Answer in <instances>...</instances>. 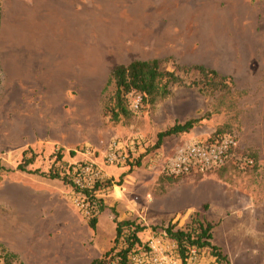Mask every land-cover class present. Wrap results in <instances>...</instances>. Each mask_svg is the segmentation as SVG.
Returning a JSON list of instances; mask_svg holds the SVG:
<instances>
[{"label":"rangeland","instance_id":"1","mask_svg":"<svg viewBox=\"0 0 264 264\" xmlns=\"http://www.w3.org/2000/svg\"><path fill=\"white\" fill-rule=\"evenodd\" d=\"M55 1L0 0V264L7 250L24 264H91L113 245L116 214L147 225L144 242L197 214L214 224L211 242L228 264H264V0H67V9ZM155 58L169 70L203 64L234 85L202 91L197 72L180 70L183 83L170 96L136 109L130 93L129 114L114 121L112 69ZM207 113L191 132L153 148L160 131ZM219 130L238 142L227 165L166 176L179 146ZM137 139L140 164L106 162L111 142ZM25 150L37 154L29 169L49 171L60 152L71 165L94 162L113 180L100 193L107 207L95 230L71 186L18 168ZM204 178L231 188L238 207H202L188 217L151 208L167 189Z\"/></svg>","mask_w":264,"mask_h":264},{"label":"trees","instance_id":"2","mask_svg":"<svg viewBox=\"0 0 264 264\" xmlns=\"http://www.w3.org/2000/svg\"><path fill=\"white\" fill-rule=\"evenodd\" d=\"M180 70L186 72L194 70L197 72L199 79H196L194 84L198 85L202 91L206 89L210 93H215L217 91H223L224 89L231 90L230 87L234 85L232 76L221 74L216 69L208 68L203 64L178 66L173 70H169L163 68L162 61L157 58L146 60L135 59L126 64H118L111 71L109 82L113 83L116 88L114 96L112 97L114 103L110 108L112 119L118 121L121 115L129 114L127 97L130 93L141 94L142 102L151 104H155L158 100L170 96L173 92L172 87L175 84L180 85L183 83V78L179 75ZM209 115L210 113H207L206 116L189 118L184 122H175L157 134V140L153 148H160L167 137L191 132L201 119L209 117ZM221 133L222 131H217L209 140L223 136L219 135ZM140 145H142V142L137 139V152L139 151ZM36 156V153L25 150L23 152L22 162L18 165V168L48 178L60 179L66 185L71 186L73 197L80 192V188L73 182L72 175L67 171L74 164L71 165L64 161L63 155L60 152H57L54 165L49 171L27 168L35 161ZM142 156L141 154L137 155L135 160L128 162V164L132 165V167L140 164ZM166 176L172 181L184 177ZM113 185V180L106 178L104 180H98L94 187L90 189L81 190L88 196L92 203V216L87 221L93 230L97 228L99 216L107 207L100 193L103 190L113 188ZM204 208H208V205H204ZM114 221L116 223V236L113 240V245L101 256L93 259L91 264H135L132 261V257L135 254L149 252L147 242H144L139 235L147 229V225L139 222L137 218L120 219L118 214L115 215ZM213 228L214 224L212 222H206L199 218L197 214L195 216L192 214L191 221L185 228L177 227L176 223H170L164 228V231L170 238L178 242L181 252H185L187 246L191 245H196L201 248L206 247L217 258L220 264H228L227 256L219 250L217 245L211 242ZM4 264H24V262L19 259L17 253L7 250Z\"/></svg>","mask_w":264,"mask_h":264},{"label":"built area","instance_id":"3","mask_svg":"<svg viewBox=\"0 0 264 264\" xmlns=\"http://www.w3.org/2000/svg\"><path fill=\"white\" fill-rule=\"evenodd\" d=\"M141 94H136L133 107L138 109L142 105ZM136 140L125 145L119 141L111 142L105 160L109 164H128L134 161ZM238 142L233 134H225L214 140L194 139L179 146L168 159L164 173L168 176L180 177L192 174L207 175L208 173L224 167L233 158ZM246 161L253 163L252 159ZM72 175L74 184L80 192L74 196V203L85 217L92 216V203L81 190L94 187L98 180H104L108 175L94 162L74 164L67 169ZM149 252L135 254L132 261L135 264H220L206 247L196 245L187 246L181 252L178 242L170 238L165 231L154 233L147 241Z\"/></svg>","mask_w":264,"mask_h":264},{"label":"crops","instance_id":"4","mask_svg":"<svg viewBox=\"0 0 264 264\" xmlns=\"http://www.w3.org/2000/svg\"><path fill=\"white\" fill-rule=\"evenodd\" d=\"M66 1L67 0H57L55 1V4H59L60 7H64V9H67L69 8L70 3ZM67 11H69V9ZM79 49H81V47H79ZM79 49L77 50V52L73 51V53L75 55L77 54L81 55ZM85 52L86 50L83 52V54ZM231 193H232L231 188L226 186L221 181L212 178H204L198 182H193V181L183 182L178 184L177 186L171 187L167 189V191L164 194L159 196L157 203L154 202H150V203H152L151 208L155 210L177 213L179 215L181 213H184L185 217L186 216L188 217L190 210L200 209L204 207V205L206 204L208 205L210 211H217V212L219 211L225 213L229 209L238 207V204L232 203ZM110 206L114 210L117 208L115 207V204L108 205V207ZM118 217L120 219L128 218V217H124V218L120 217L119 214ZM111 218L114 219L115 217L111 216ZM99 219H98V223H99ZM141 233L139 234L140 237H141ZM115 236H116V232H115Z\"/></svg>","mask_w":264,"mask_h":264}]
</instances>
